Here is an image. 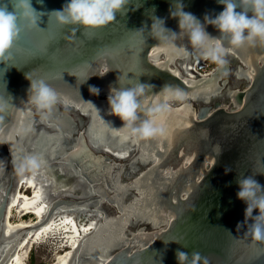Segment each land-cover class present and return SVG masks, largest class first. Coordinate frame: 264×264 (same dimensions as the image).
<instances>
[{
  "label": "water",
  "instance_id": "95a60500",
  "mask_svg": "<svg viewBox=\"0 0 264 264\" xmlns=\"http://www.w3.org/2000/svg\"><path fill=\"white\" fill-rule=\"evenodd\" d=\"M68 2L30 0L37 28L0 62L10 105L0 113V264H178V249L198 252L199 264H264V244L245 235L236 183L253 175L264 186V43L225 39L220 67L187 37L175 41L185 56L150 36L152 16L179 34L177 0H129L109 25L88 30L57 23L53 12ZM179 2L202 24L223 11L218 0ZM26 75L58 93L50 112L31 102ZM118 76L130 79L121 86H152L145 107L168 105L156 120L164 135L119 131L107 99ZM28 155L43 164L20 173Z\"/></svg>",
  "mask_w": 264,
  "mask_h": 264
},
{
  "label": "clouds",
  "instance_id": "9594fccd",
  "mask_svg": "<svg viewBox=\"0 0 264 264\" xmlns=\"http://www.w3.org/2000/svg\"><path fill=\"white\" fill-rule=\"evenodd\" d=\"M9 2L14 6L13 12L7 10V3L0 4V62L2 63L5 62L14 44L20 40L22 31L37 28L38 21L37 13L31 7L30 0H9ZM128 2L129 0H69L61 10L53 13L61 26L71 25L75 29L84 30L99 29L113 22L115 14L123 11ZM218 2L223 6V11L215 18L205 15L202 24L191 13L185 12L182 3L177 0V8L172 7L170 14L172 18L178 19L179 34L167 29L163 19L152 16L150 36L159 42L172 41L169 46L185 56L189 54L188 49L177 46L175 41L178 38L187 37L192 49L198 50L205 59H210L220 67L228 63L225 59L226 49L223 46L225 39L234 48H242L246 44L255 45L257 42L264 43V0H218ZM237 8L241 11L237 12ZM249 12L252 13L251 16L248 15ZM207 25L216 28L220 37H211L206 31ZM143 31L141 29L137 32ZM26 79L30 82L31 102L37 109L50 112L58 101L56 90L43 80L34 81L27 75ZM123 80L130 79L127 76H118L119 87H110L107 98L109 114L123 121V127L119 131L128 130L132 136L141 140L164 135L165 128L157 125L156 120L160 114L168 110V105L157 103L145 107L144 97L152 86L139 81L134 85L121 86ZM169 87L165 86L164 90H168ZM89 91L93 95H99L100 90L90 86ZM176 95L182 96V92L177 90ZM8 98L11 99L10 96ZM87 104L91 105L99 115V110L92 102ZM9 107L8 100L0 97V113L6 112ZM141 112L145 114L144 118L141 117ZM42 164L43 160L40 156L28 155L20 162L18 171L35 173ZM230 171V168H225L226 174ZM254 177L253 175L237 177L236 183L239 186L237 198L246 204L243 222L247 224L245 235L250 236L253 243L264 244V186H261ZM254 211H257L255 216ZM241 225L238 224L237 229ZM169 242L173 241L164 243L167 245ZM175 255L178 264H199L202 259L198 252L192 253L190 259L189 253L179 249ZM203 264H208L206 258H203Z\"/></svg>",
  "mask_w": 264,
  "mask_h": 264
}]
</instances>
